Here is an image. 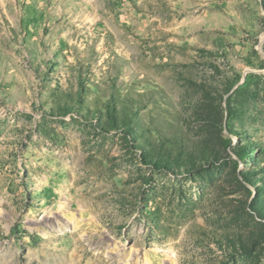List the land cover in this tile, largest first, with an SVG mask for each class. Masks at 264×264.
Segmentation results:
<instances>
[{
    "label": "rangeland",
    "instance_id": "374dc122",
    "mask_svg": "<svg viewBox=\"0 0 264 264\" xmlns=\"http://www.w3.org/2000/svg\"><path fill=\"white\" fill-rule=\"evenodd\" d=\"M0 264H264V0H0Z\"/></svg>",
    "mask_w": 264,
    "mask_h": 264
},
{
    "label": "trees",
    "instance_id": "16d2710c",
    "mask_svg": "<svg viewBox=\"0 0 264 264\" xmlns=\"http://www.w3.org/2000/svg\"><path fill=\"white\" fill-rule=\"evenodd\" d=\"M247 154H250L249 152H247ZM158 168H161V167H163L161 164H158V165H156Z\"/></svg>",
    "mask_w": 264,
    "mask_h": 264
},
{
    "label": "bare ground",
    "instance_id": "6f19581e",
    "mask_svg": "<svg viewBox=\"0 0 264 264\" xmlns=\"http://www.w3.org/2000/svg\"><path fill=\"white\" fill-rule=\"evenodd\" d=\"M76 242V241H75ZM102 249V248H101Z\"/></svg>",
    "mask_w": 264,
    "mask_h": 264
}]
</instances>
